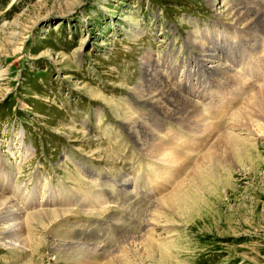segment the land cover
Segmentation results:
<instances>
[{
  "label": "rangeland",
  "instance_id": "1",
  "mask_svg": "<svg viewBox=\"0 0 264 264\" xmlns=\"http://www.w3.org/2000/svg\"><path fill=\"white\" fill-rule=\"evenodd\" d=\"M245 1L264 11V0ZM205 26L211 35L215 27L221 33L214 40H223L219 49L231 54L237 67L229 79L243 78L238 81L242 90L230 93L229 109L218 105L226 89L216 86L217 76L210 75L188 39L192 29ZM147 48L170 84L174 72L192 74L181 82L191 86L198 112L215 130L231 129L232 114L264 86V60L259 59L264 58V33H243L218 18L205 0H0V157L17 181L15 201L22 209L34 207L27 214L61 213L28 234L42 242L65 235L68 243L108 255L136 234L159 242L166 237L170 244L139 253L126 264H264L262 128L255 127L254 139L229 148L220 164L186 188L170 223L150 221L156 202L189 176L187 161L209 151L217 131L195 134L163 116L161 122L171 127L148 122L158 138L185 151L174 165L144 153L108 104L96 97L97 91L120 105L132 100L146 109L147 119L159 117L129 93L138 58ZM164 58L173 60L175 70L164 69ZM202 81L207 89L199 97ZM21 131L34 154L18 165L24 151ZM34 248L0 245V264H28L33 257L42 264L44 251L35 255ZM108 255L92 260L105 264ZM81 259L60 264H90Z\"/></svg>",
  "mask_w": 264,
  "mask_h": 264
},
{
  "label": "bare ground",
  "instance_id": "2",
  "mask_svg": "<svg viewBox=\"0 0 264 264\" xmlns=\"http://www.w3.org/2000/svg\"><path fill=\"white\" fill-rule=\"evenodd\" d=\"M205 1L215 11V15L218 18L224 19L230 24L235 25L239 28L240 31L243 30V33H246V30H256L260 32L262 31L264 33V11L262 9H258L254 2L252 3L245 0ZM214 31L215 35H211V30H209L206 26L202 29H192V31L189 32L188 39L192 44H194L197 54L202 58V61L205 62V64L203 65L208 66V69L212 72L210 75L217 76L216 86L220 87V89L229 90V93L226 90L224 91L225 94L223 93V103L218 104L220 105V107L225 106L229 109L230 103H233L232 101L230 102V93H232V90L234 88L239 91L242 90L241 83H239L238 81H241L243 78L239 79V77L237 80H235L234 77H232L229 79V76L231 75L229 74V72L235 71L237 67L232 65V61L228 58L231 57V54H228L226 52L224 54V52L219 49V46L221 45L220 43L223 40H221L220 37L214 40L215 37L219 35L221 36V33L218 32L216 27L214 28ZM164 59L165 60H163L162 63V65L165 67L164 69L166 71L172 70L175 65V63H172L173 60H166V58ZM259 59L264 60V58L262 57H259ZM138 60L139 70L136 77L137 80L129 84V93H131V95L136 98L135 100L145 103L150 108V110L156 112L159 117H153L154 120L147 119L148 117H146V115H148V112L146 111V109L138 107L136 104L131 102L132 100L129 101L128 99H126L128 103H125V100V104L120 105L116 103L113 98L105 97L102 93H99L97 91L96 97L108 104L116 118L127 128L129 133L132 135V137L144 153H146L151 158L164 162L174 163V165H176L175 163L179 162L182 156L185 154V151L182 152L181 150H178L176 146L172 145L171 142V145H169L170 143L167 144L160 138H158V132H156L152 127L149 126L148 122L151 124V121H153L152 126L163 124L162 128L171 127L166 124L164 125L165 122H161L162 116L195 134H204L209 131L211 132V130H213V132L217 131V135L214 134L215 137L213 136V147L209 151H205L204 153H202L199 157L194 158L193 161H187V165L191 167L189 176L186 179L182 180L179 183L178 187L172 193L170 192L168 195L160 198L156 202L155 208L150 214V221L153 222V224H161V222H169V215H172V210L177 204L182 193H184L186 188L192 182H195V180H197L198 178L202 179L204 174H206L205 172L207 168L213 167L217 163H219V161L223 156H225V153H227V150L229 148H233L238 144L245 145L246 142L254 139L251 138V136L252 134H254L253 131H255V127L264 129V86H260L258 88L255 87L256 89L248 95L246 100L244 99L245 102L241 104L239 108L237 107L239 106V103L234 104L235 109L236 107L238 109L232 114L233 116L230 121L231 129L219 130L216 128L215 130V127L210 123L207 124L202 115L198 112V108L200 107H198L197 101L193 98L194 94L191 92V86H186V83L181 82L183 76H192L191 73L187 71L184 74H180L179 76H177L175 72L172 73L174 79H172L173 82L170 84L161 74V70L158 68V60L157 58L155 59V54L153 53L151 48H147L144 53L139 56ZM192 61L191 65L196 68L198 64ZM183 63H186L185 60H182V64ZM181 70L183 72L185 71L184 68H182ZM222 75H226L224 76L226 77V79H223V81L221 80ZM220 82H222V84ZM178 84L182 85V87H180ZM198 88H202L203 90L202 92L198 91V93L201 92L199 93L201 95L199 97H204V91L207 89L205 82L202 81L201 84H199ZM233 99H235V96ZM206 102L209 101L207 100ZM126 104H128L129 106H127ZM131 104L133 106H131ZM97 110L99 111L100 109L98 108ZM237 127L239 130H236ZM167 132H170L174 136H177L178 139L180 137L178 136L179 134L177 135L171 130ZM70 133H72V131ZM244 134H248L250 137H247L248 135L245 136ZM20 135L22 136L21 143L24 146V151H22L21 153L20 160L17 161L18 165L22 164L26 160V158L28 159L34 154V150H32L31 147L28 146V143H25L24 132L21 131ZM193 141L195 142L197 140ZM14 145L15 144H13V146ZM12 153L14 154V152ZM23 154H26V156H24ZM4 161L0 157V245L9 246L12 249L14 248L16 250H35L34 247H36L35 255H37L41 251H44L41 256H45L44 259L39 261L42 264H60L62 261L65 262L74 260L78 262L77 260H80L81 258V260H90V264H94V261L92 260L94 259V257L103 260V258L108 255V253L101 252V250L97 248L87 247L81 244L75 245L68 243L66 242L67 239L66 241H64L63 239L65 235L51 241H44L43 239L44 242L35 239L34 236H30L28 233H30V231L35 227L47 226L51 221L58 218L61 213L55 211H40L38 213L34 212L32 214H27L26 212L30 208L34 207H25L26 209H22L24 207L21 208L20 204H18L19 202L17 203L15 201L14 196H16L15 192L17 189V181L14 178L15 176L9 175L10 171L6 168ZM26 229H28V232L26 231ZM152 237L153 236L149 237L143 234L137 236L136 234V236L134 237L124 239L125 241L123 240V242L117 249L110 251L109 255H111L109 259H107V261L105 260V264H126L129 258H134L139 253H154L155 251H157V249L165 248L168 245L170 246V244L165 241L166 237L165 239H161V241L164 240L162 242L158 241L159 238H155V240ZM35 258L33 257L28 262V264H35Z\"/></svg>",
  "mask_w": 264,
  "mask_h": 264
}]
</instances>
